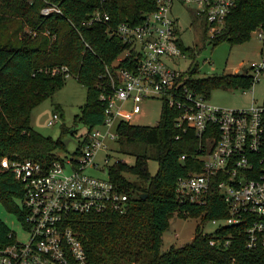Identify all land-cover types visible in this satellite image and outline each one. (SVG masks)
I'll return each mask as SVG.
<instances>
[{
  "label": "trees",
  "instance_id": "1",
  "mask_svg": "<svg viewBox=\"0 0 264 264\" xmlns=\"http://www.w3.org/2000/svg\"><path fill=\"white\" fill-rule=\"evenodd\" d=\"M49 2L58 4L62 13L43 15L41 9ZM155 8L156 0H0V200L10 210L24 214L17 200L24 197L25 184L11 169L2 168L1 160L34 159L48 166L61 159L57 150L65 148L62 136L54 139L32 125L34 108L67 82L64 73H52L54 67L67 65L87 88L76 119L90 128L104 119L100 75L124 51L126 43L109 35L105 24H89L91 14L101 9L110 15L113 25L124 21L141 24ZM258 28L264 31V0H237L212 41L214 45L223 41L240 44L249 41ZM207 31L206 21L208 37ZM180 47L186 50L182 40ZM252 81L250 75L239 72L193 78L190 84L209 97L215 87H250ZM178 114L165 105L154 126L119 123L116 140L121 150L127 144L143 147L126 151L136 156L134 164L116 159L108 166L110 180L129 195L126 212L70 216L69 224L87 251L88 264H264V247L246 246L244 222L221 226L211 234H204L198 226L190 242L162 251L163 234L175 213L202 217L203 221L229 215L218 190L206 205L177 201L178 178L202 169L196 156L199 138L192 129L183 131L176 126ZM67 131L63 126L62 135ZM150 158L159 163L154 175L148 169ZM10 231L0 218V246L12 241ZM211 239L217 242L211 244Z\"/></svg>",
  "mask_w": 264,
  "mask_h": 264
},
{
  "label": "built area",
  "instance_id": "2",
  "mask_svg": "<svg viewBox=\"0 0 264 264\" xmlns=\"http://www.w3.org/2000/svg\"><path fill=\"white\" fill-rule=\"evenodd\" d=\"M236 1L156 0V8L141 24L124 21L113 25L110 15L101 9L91 14L89 24H105L109 35L126 43L124 51L100 75L104 119L79 138L70 156L59 154L61 159L48 166L34 159L1 160L2 168L11 169L25 184L24 214L19 218L28 240L20 241L11 230L12 241L0 246V264H88L87 251L69 224L71 214L124 213L129 195L109 177L92 175L87 169L99 168L96 154L103 148L109 150L108 140L116 141L114 125L132 122L142 111L141 103L154 97L178 110L177 127L192 129L199 138L196 156L202 169L178 178L177 201L206 205L218 190L229 209L227 217L219 218L224 219L223 226L244 222L246 246L264 247V99H253L247 108L214 105L192 87L190 70L171 65L183 55L178 18L172 11L175 4H194L205 15L207 33L213 39L222 31ZM41 12L50 15L62 13V9L49 2ZM257 33L263 44L261 57L251 63L253 73L243 71L252 77V85L264 75V31ZM52 73L77 78L67 65L54 67ZM59 120L61 116L54 113L48 125ZM109 160L106 154V164ZM216 242L211 239V244Z\"/></svg>",
  "mask_w": 264,
  "mask_h": 264
},
{
  "label": "rangeland",
  "instance_id": "3",
  "mask_svg": "<svg viewBox=\"0 0 264 264\" xmlns=\"http://www.w3.org/2000/svg\"><path fill=\"white\" fill-rule=\"evenodd\" d=\"M173 11V14L178 18L181 40L186 50H182L183 55L172 61V66L183 71L193 70L195 79L237 74L241 70L253 73L250 68L251 63L260 59L263 46L257 33L259 28L252 33L249 41L234 45L223 41L214 45L212 39L205 33L206 17L198 12L194 4H176ZM86 96V86L76 77H70L61 89L52 97L41 102L32 112V125L36 130L54 139L62 136L65 148L58 149L57 153L64 157L70 156L75 151L79 138L90 129L88 125L76 119L80 114L81 106L86 101ZM208 99L210 103L222 107L247 108L253 99L259 102L264 99V75L250 87H215L211 89ZM141 105L142 111L135 115L132 123L142 126L158 124L165 106L164 101L158 97L147 98ZM54 113H58L61 120L52 126L48 125V121ZM118 125L119 122L113 127L115 133H118ZM63 126L68 131L62 135ZM107 142L109 150L100 149L95 157V162L100 167L90 166L87 169L88 173L107 178L110 164H113L116 159H123L129 164H134L136 156L126 151L128 149L140 150L143 147L142 144H127L122 151L117 140H108ZM106 154L110 156L108 164L105 162ZM148 169L152 175L156 174L159 169L158 161L150 158ZM127 176L130 179H137V176L133 174ZM17 202L22 206L21 200H17ZM0 218L15 232L17 239L23 242L28 240V231L22 224L19 215L10 210L1 200ZM224 224V219H218V222L215 223L212 219L203 221L202 217L192 215L181 217L175 213L163 234L162 251L165 252L171 247H180L190 242L196 235L198 226L204 234H211Z\"/></svg>",
  "mask_w": 264,
  "mask_h": 264
},
{
  "label": "water",
  "instance_id": "4",
  "mask_svg": "<svg viewBox=\"0 0 264 264\" xmlns=\"http://www.w3.org/2000/svg\"><path fill=\"white\" fill-rule=\"evenodd\" d=\"M240 73H243V71L241 70ZM144 197H146V195H144Z\"/></svg>",
  "mask_w": 264,
  "mask_h": 264
},
{
  "label": "crops",
  "instance_id": "5",
  "mask_svg": "<svg viewBox=\"0 0 264 264\" xmlns=\"http://www.w3.org/2000/svg\"><path fill=\"white\" fill-rule=\"evenodd\" d=\"M175 5H176V4H175ZM175 5H174V6H175ZM181 5H183V4H181ZM173 9H174V7H173ZM172 11H173V10H172ZM173 12H174V11H173ZM261 51H262V50H261Z\"/></svg>",
  "mask_w": 264,
  "mask_h": 264
}]
</instances>
